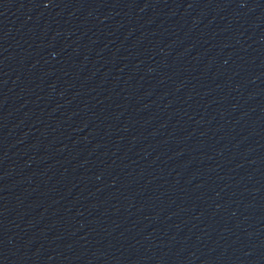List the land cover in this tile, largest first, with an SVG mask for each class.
I'll return each mask as SVG.
<instances>
[{"label":"water","instance_id":"water-1","mask_svg":"<svg viewBox=\"0 0 264 264\" xmlns=\"http://www.w3.org/2000/svg\"><path fill=\"white\" fill-rule=\"evenodd\" d=\"M233 214L264 264V0H135Z\"/></svg>","mask_w":264,"mask_h":264}]
</instances>
